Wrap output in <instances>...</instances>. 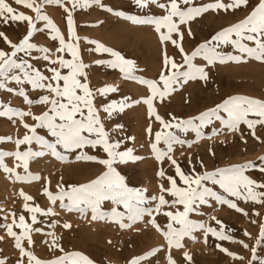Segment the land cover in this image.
Instances as JSON below:
<instances>
[{"label": "snow or ice", "instance_id": "1", "mask_svg": "<svg viewBox=\"0 0 264 264\" xmlns=\"http://www.w3.org/2000/svg\"><path fill=\"white\" fill-rule=\"evenodd\" d=\"M133 2L141 9L156 6L162 10L163 15L144 17L125 15L122 10L105 5L103 0H14L15 5L34 13V15H28L17 11L7 0H0V22L5 26L10 22L26 24V34L15 43L4 32H0V40L9 48V51L0 49V91H6L21 98L22 102L29 106L28 110H21L11 106L9 102L0 103V117L13 122L18 120L26 130L22 138L14 141L16 151L0 152V170L14 176L18 182H31L39 180L40 177L29 173L30 160L50 154L61 162H68V154L77 153L75 157L77 161L99 163L104 166L105 171L85 184L71 186L58 184L55 192L45 188L43 194L52 205H56L59 201L61 209L77 212L82 216L90 212L93 221L107 220L117 224L121 229L130 228L145 217H149L151 225L166 240L169 252L173 248H182L181 241L185 237L195 239L192 234L200 231L203 233L205 243L209 236L218 241L239 243L245 250L251 252L248 264H252L253 261L264 264V258L257 254V249L264 244V223L259 225L258 238H253L255 246L250 248L247 243L234 240L228 234L231 229L226 231L223 222L215 217L212 219L219 226L218 229L190 218V214L199 213L201 206L209 205L210 201L218 205H226L229 209L245 216L249 213L239 207L237 201L264 205V183L257 182L246 175L249 171L264 173V157H261L258 163L249 161L240 165L197 173L195 166L190 172H185L172 155L174 145L187 144L191 147V143L182 139L180 134L195 133L196 141L193 142L203 138L210 139L220 134V130L213 129L210 137L205 136L204 129L215 121H219L221 129H227L229 132H239L244 125L250 130L251 135L259 140L260 138L256 136V127L264 126V100L239 95L230 96L197 116L188 119L172 116L167 121L157 114L154 107V101L162 102L190 81H207L206 69L217 63H247L249 60L264 63V0H258L243 19L216 32L200 43L190 54L182 46L185 35L182 26L191 37L193 34L189 25L198 17L209 11L235 12L238 9L247 8L249 0H211L206 4H197L196 0H163V2L162 0H133ZM45 6H58L66 14L67 38L45 13ZM93 7L130 21L133 25L152 26L159 34L161 44L170 42L179 51L182 62H177L165 53L159 77L152 80L137 78L134 75L135 63L126 59L121 53L94 40L86 41L89 44H95L92 51L98 54L107 53L112 57L110 60L96 61L97 65L118 69L124 79L146 86L150 92L147 98L132 101V103H129L127 99L113 101L104 105L102 109L95 106L94 100L97 95L106 98L118 89L105 86L94 90L87 82L86 69L89 65L83 62L80 55V38L76 33L74 13ZM41 23L43 26L38 27ZM45 30L52 41L58 42L55 52L33 42L35 35ZM228 46L231 47V52L224 51V48ZM33 53H39V55L34 56ZM57 53L59 55H56ZM65 53L71 58L66 59ZM53 55H56V59H52ZM197 58L205 63L198 65L195 63ZM33 60L47 62L49 74L46 75L41 71L32 62ZM57 64L58 68L52 67ZM64 70H67L66 73ZM25 86L33 92L40 91L44 94L38 99H32ZM141 102L147 106L148 116L154 117L155 121L161 125V130L154 133V140L150 144L151 151L159 163L163 164L167 160L175 172L174 176H166L163 169L158 172V176L166 179L169 185L168 187L159 185L158 197H149L146 195V190L130 187L125 182V177L114 167L116 164L135 162L140 157L134 155L131 148L121 150L120 141L111 139L99 115L102 110L111 117L114 113H122L126 108ZM36 104L45 106V110L40 114L33 113L31 106ZM26 118H30L34 123L28 124ZM38 129L45 130L46 136L39 134ZM147 131L151 136V126ZM5 141L10 142L11 137L0 138V143ZM161 144L164 145L163 148L158 147ZM33 145L38 146V150H33ZM21 146H27L26 150H20ZM98 148L106 154V158H98L85 151L86 149L95 151ZM9 156L17 162L15 168H10L5 163V158ZM189 163L191 164L190 158ZM200 167H204L202 161ZM16 168H23L26 175L17 173ZM212 186H218L223 194L214 190ZM20 196L25 201L32 200L31 196L23 192ZM166 196L171 199H167ZM105 202H110V211L103 210ZM24 209L31 214V224L26 223L24 215H20L17 221L13 214L12 224L0 225V227L5 228L7 235L14 240V247L19 252L17 264H44L32 251L27 250L25 242L28 247H31L34 243L31 233L42 231L31 226L38 222L37 214L55 215L54 209L49 208L44 211L39 206H30L28 203H25ZM159 215L167 218L165 227L157 222L156 216ZM255 215L259 216L260 213L257 212ZM252 223L255 224L256 221L253 220ZM14 226L20 230L19 233L14 231ZM63 227L67 229L71 226L64 224ZM47 235L53 234L47 233ZM244 236L252 238L247 231L244 232ZM50 247L57 248L59 244L53 239ZM216 248L234 260L244 259L219 243L216 244ZM60 251L63 249L60 248ZM159 251V248L153 249L147 255L133 260L131 264H141ZM184 258L190 264L192 258L188 253L184 254ZM167 260L168 264H176L170 254ZM0 264H6V261L0 258ZM48 264H93V261L79 252H73L57 257Z\"/></svg>", "mask_w": 264, "mask_h": 264}, {"label": "rangeland", "instance_id": "2", "mask_svg": "<svg viewBox=\"0 0 264 264\" xmlns=\"http://www.w3.org/2000/svg\"><path fill=\"white\" fill-rule=\"evenodd\" d=\"M7 2L12 7L16 8L17 11L25 12V14L28 15H34V13L30 12L28 9L15 5L14 0H7ZM209 2H211V0H196L197 4H206ZM103 3L111 6L113 9L122 10L125 15L137 17L163 15L162 10H159L156 6H149L141 9L135 5L133 0H103ZM257 3L258 0H249L247 8L238 9L235 12L214 13L209 11L190 23L189 26L193 34L191 37L188 36L187 30L182 26V30L185 31L182 41V46L185 51L190 54L200 43L209 39L216 32L240 21ZM44 11L67 38L66 14L63 10L58 6H45ZM82 19L84 20L82 21ZM74 20L76 24V33L80 38V55L83 62L89 65L86 72L88 77L87 82L90 88L95 90L105 86H112L118 89L117 92L109 94L106 98L97 95L94 104L98 109H102L107 103L113 101L119 102L122 99H127L129 103L142 100L147 98L150 92L147 90L146 86L140 85L132 80L124 79L118 69H111L106 65H97L95 63L96 61H106L112 59V57L107 53L98 54L92 51V49L95 48V44H89L86 41L94 40L121 53L126 59L132 60L136 66L134 75L137 78L158 79L162 70L165 53L170 58H174L177 62H182L179 51L173 47L170 42L161 44L159 41V34L155 32L152 26L133 25L130 21L117 18L96 7L88 10L76 11L74 13ZM42 26V23L38 25V27ZM0 32H4L7 37L15 43L26 34V24L10 22L9 25L5 26L0 22ZM33 42L37 43L38 46H46L52 49L53 52H55V49L58 47V42L50 39L47 30L37 33ZM0 49L9 51L8 46L2 40H0ZM224 51L231 52V47H225ZM33 55L38 56L39 53H33ZM56 55L59 54L57 53ZM56 55H53L52 59H56ZM64 55L66 59L71 58L66 53ZM32 62L46 75L49 74L47 72V62L42 60H33ZM195 63L203 65L205 62L197 58ZM52 67L58 68L59 65H52ZM66 71L67 70H64L65 73ZM206 71L208 72L207 81H190L162 102L159 100L154 101L157 114L166 121L170 120L172 116L188 119L215 107L230 96L239 95L264 100V63L252 60H249L247 63H217L214 66L208 67ZM12 86L14 87V85ZM25 88L29 91L32 99H38L39 96L44 94L40 91L33 92L28 86H25ZM4 102H9L11 106L21 110H28L29 107L22 102L21 98L15 97L6 91H0V103ZM44 110L45 106L43 105L36 104L31 106V111L35 114H40ZM99 115L106 130L110 133L111 139L113 141H120L121 150L131 148L133 149L134 155L140 157V159L135 162L116 164L114 167L125 177V182L130 187L146 190V195L149 197H158L160 195L159 185L163 184L165 187L169 186L166 179H162L158 176V172L163 169L166 176L175 175L174 168L169 166V162L165 160L163 164L159 163L151 151L150 144L152 140H154V133L161 130L159 122L155 121L154 117L150 118L148 116L147 106L142 102L126 108L122 113H114L111 117H108L102 110ZM26 122L30 125L34 123L30 118H26ZM149 126L152 128L151 136L147 131ZM213 129L220 130V134L210 139H200L198 142H193L196 141V136L193 132H189L187 135L180 134L182 139L191 143V147H188L187 144L184 146L174 145L172 155L185 172H190L193 166H195L197 173H203L204 171H214L217 168L240 165L249 161L258 163L260 158L264 157V126L258 125L256 127V136L260 138L259 140L253 137L250 130L244 125L241 126L239 132H229L227 129H221L219 121H215L212 125L204 129L205 136L210 137ZM25 131L26 130L18 120L13 122L5 117H0V138L11 137L10 142L5 141L0 143V152L16 151L17 149L14 141L17 138H22ZM38 133L46 136V132L43 129H38ZM32 147L33 150H38V146L33 145ZM158 147L163 148L164 145L161 144ZM26 148L27 146H21L20 150H26ZM85 151L89 155H94L98 158H106V154L99 148L95 151L91 149H86ZM76 155L77 153L68 154V162H61L50 154L30 160L29 173L35 176H41L39 180L31 182H18L15 180L14 176L0 170V190L2 191L3 187L4 190L11 187L16 190L17 188L18 190H23L22 192L25 193L24 188L25 191H27V187L28 189H37L42 186L43 188H40L38 193L44 197L43 193L45 188L55 192L58 184L64 186L85 184L97 178L105 171L104 166L99 163L77 161L75 158ZM189 158L191 159V164L189 163ZM201 161L204 164L203 168L200 167ZM5 163L8 167L15 168L17 162L13 157L9 156L5 158ZM16 172L21 175H26L23 168H16ZM246 175H249L257 182L264 183V173L249 171ZM11 181L12 183L14 182V184H12ZM177 181L179 183L178 177ZM212 187L214 190L223 194L218 186ZM28 193L30 195L29 190ZM3 196L4 195L0 193V225L12 224L13 214H15L17 221L18 217L21 215L18 212L19 202L17 203V201H14L17 197H15V195L11 197L13 201L11 199H5V196ZM166 198L171 199L167 196ZM44 200L46 204H43V206L41 205V208H46L47 210L53 208L55 212V215H50L48 217L57 220L55 218L57 216L58 219L60 218L59 220H65L63 224L65 223L71 226L70 228L64 229L68 234L66 237L69 238L70 242L66 244V241H63V230L59 235H56V233L52 236L47 235V233H51L52 231V221L50 220L51 222H49L47 216L38 214L39 218L37 217V220L39 219L38 222L40 224L37 222L31 226L33 228L42 229V231L31 233L34 246L28 247L25 242L27 250L32 251L38 259L41 256H48L47 252H50V250L52 251L53 248L50 247V245L54 238L59 244L58 250L62 248L68 251L57 253L55 256L60 257L67 253L79 252L89 259L94 260L93 262H95V264L96 262L97 264H131L136 258L145 256L153 249L157 248H159L160 251L157 252L155 256H151L149 259L142 261L141 264H168L167 256L169 254L176 261V264H189L184 258L185 253H188L192 258L190 264H248L251 259V252L245 250L241 244L218 241L211 236L208 237V241L205 243L203 233L200 231L192 234L195 239L185 237L181 241L183 244L182 248H173L169 252L166 240L151 225L149 217H145L143 220L133 224L130 228L121 229L117 224L108 222L107 220L93 221L90 212L82 216L77 212H68L61 209L59 207V201L56 205H52L46 196ZM27 202L30 206H33L31 201H26V203ZM237 204L248 212L249 215L245 216L241 213H237L235 210L229 209L226 205H218L210 201L209 205L201 206L199 213L190 214V218L195 221L204 222L208 226L218 229L219 226L216 225L215 221L212 219V217H215L217 220L223 222L226 226V231L231 229L228 234H230L234 240L243 241L251 248L255 246V240L253 238H258L259 225L264 223V205L253 204L251 202L245 203L242 200L237 201ZM23 205H25V203ZM110 208V202H105L103 210L110 211ZM46 209L45 211H47ZM120 210L122 211L123 209L121 208ZM24 212L27 214L25 215L26 223L31 224V214L25 210ZM257 212L260 213L259 216L255 215ZM26 216L28 217L26 218ZM156 220L162 227H165L167 223L166 217L159 215L156 216ZM253 220L256 221L255 224L252 223ZM4 230L6 229L0 227V237H2V240L0 239V258H3L6 264H14L11 262L9 256L3 252L4 249L8 247L6 241H14L6 235L7 233H5L6 231ZM14 231L19 233L20 230L14 226ZM245 231L250 233L252 238L245 237ZM62 234L63 237H61ZM218 243L244 259L234 260L220 252L216 248V244ZM55 250L57 249L54 248L53 251ZM16 251L18 250L16 249ZM257 254L259 257L264 258V244L257 249ZM97 257L98 259H96ZM43 259L44 261L42 262L46 264L48 259ZM50 261H52V259ZM252 264H258V261H253Z\"/></svg>", "mask_w": 264, "mask_h": 264}, {"label": "bare ground", "instance_id": "3", "mask_svg": "<svg viewBox=\"0 0 264 264\" xmlns=\"http://www.w3.org/2000/svg\"><path fill=\"white\" fill-rule=\"evenodd\" d=\"M81 18V17H80ZM79 19V18H78ZM84 19H82V21H83ZM81 21V20H80ZM12 29V28H11ZM50 47V46H49ZM174 93V92H173ZM171 96V95H170ZM169 96V97H170ZM168 97V98H169ZM147 139V138H146ZM51 169V168H50ZM52 169H53V167H52ZM51 169V170H52ZM47 171V170H46ZM45 172V171H44ZM46 174V173H45ZM4 177V176H3ZM41 177V176H40ZM5 178V177H4ZM1 179H3V178H1ZM12 179H14V178H12ZM44 180V179H43ZM48 180V179H47ZM3 182V181H2ZM7 183V182H6ZM9 183V182H8ZM11 183H12V181H11ZM24 183V182H23ZM36 183H37V181H36ZM38 183H39V181H38ZM40 183H41V180H40ZM42 183H43V181H42ZM5 184V183H4ZM3 184V185H4ZM12 184H14V182L12 183ZM1 185V184H0ZM40 185V184H39ZM42 185V184H41ZM34 186H35V184H34ZM19 187H21V186H19ZM27 187V186H26ZM37 188V187H36ZM40 188H43L42 186L41 187H39V188H37V189H33V188H29L28 189V187L26 188L27 189V191H25V188H24V192L26 193V195H29V193H28V190L30 191V195L29 196H31L32 197V200H31V204H33V206H39L40 208L43 206V204H46V203H44V202H46L45 200H44V197H45V195H44V197H42V195H39V189ZM17 190H18V188H17ZM15 188H9V189H5L4 190V187H3V189H2V191L0 192V193H2L4 196H5V199H11V197L13 196V195H15V197H16V199L14 200V201H17V203L19 202V205H18V212L21 214V215H27L25 212H24V203H26V201L20 196V193L23 191V190H18L17 191ZM41 191V190H40ZM3 196V197H4ZM2 198V197H1ZM12 200V199H11ZM13 201V200H12ZM25 201V202H24ZM30 202V201H29ZM8 203V202H7ZM28 203V202H27ZM9 204V203H8ZM42 205V206H41ZM104 206V205H103ZM13 207V206H12ZM44 207H45V205H44ZM42 209V208H41ZM46 209V208H45ZM45 209H42V210H44L45 211ZM47 210V209H46ZM8 215V214H7ZM60 215H62V214H60ZM18 216H19V214H18ZM12 217V216H11ZM28 216H26V218H27ZM37 217H38V214H37ZM48 217V216H47ZM54 217V216H53ZM39 218V217H38ZM57 220H53V218H50V217H48V221L49 222H51L52 221V225H51V227H52V231H51V233L52 234H55L56 233V235L58 234L59 235V233H61V231L63 230V234H64V238H63V241L65 242L66 241V244L67 243H69L70 241H69V238L68 237H66V236H68V234L65 232L66 230H64L65 228L63 227V225L65 224H63V221H65V220H59L58 219V217L56 216L55 217ZM39 220V219H38ZM51 220V221H50ZM9 221H11V220H9ZM47 221V222H48ZM38 224H40L39 222H38ZM54 225V226H53ZM40 226V225H39ZM50 227V226H49ZM70 230V229H69ZM4 231H6V230H4ZM72 231V230H71ZM5 233H7V232H5ZM3 234V233H2ZM63 234H62V236L61 237H63ZM7 235V234H6ZM42 235V234H41ZM9 237V236H8ZM6 238H7V236H6ZM11 238V237H10ZM58 238V237H57ZM12 239V238H11ZM55 239V238H54ZM71 239H72V237H71ZM2 240V239H1ZM56 240V239H55ZM57 241V240H56ZM51 242V241H50ZM6 243H7V248L6 249H4V253H6L8 256H9V258H10V260H11V262H13L14 264H17V260L19 259V252L18 251H16V249H15V247H14V241H12V240H10V242L9 241H6ZM5 243V244H6ZM60 243V242H59ZM75 243V242H74ZM0 244H1V241H0ZM4 244V243H3ZM63 244H65V243H63ZM65 244V245H66ZM72 244V243H71ZM76 244V243H75ZM70 245V244H69ZM68 245V246H69ZM34 246V245H33ZM76 247V246H75ZM144 247V246H143ZM68 248H70V247H68ZM35 249V248H34ZM44 249V248H43ZM43 249H41V250H43ZM54 249V248H53ZM53 249H52V251H53ZM57 250H55V251H51L50 250V254L47 252V254H48V256H39L40 258V260L41 261H44V259L43 258H45V259H48V261H46V264H48V262L52 259V260H54L53 258L54 257H57V256H55L57 253L59 254V253H62V252H68V251H66V249H64L63 251H60V250H58L59 248L57 247L56 248ZM71 249V248H70ZM40 250V251H41ZM45 250H46V247H45ZM88 250V249H87ZM44 251V250H43ZM45 252V251H44ZM46 254V253H45ZM65 254V253H64ZM90 254H92V253H90ZM63 255V254H62ZM1 256V255H0ZM38 256V255H37ZM113 256V255H112ZM100 257V256H99ZM8 258V257H7ZM38 258V257H37ZM93 258V257H92ZM56 259V258H55ZM96 259H98V257L96 258ZM126 259V258H125ZM92 261H94V260H92ZM93 264H95V262H93ZM96 264H97V262H96Z\"/></svg>", "mask_w": 264, "mask_h": 264}]
</instances>
